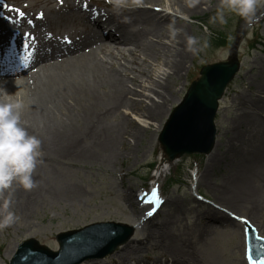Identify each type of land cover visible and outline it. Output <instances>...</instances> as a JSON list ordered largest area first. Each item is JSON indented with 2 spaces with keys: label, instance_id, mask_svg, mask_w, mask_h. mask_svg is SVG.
<instances>
[{
  "label": "bare ground",
  "instance_id": "obj_1",
  "mask_svg": "<svg viewBox=\"0 0 264 264\" xmlns=\"http://www.w3.org/2000/svg\"><path fill=\"white\" fill-rule=\"evenodd\" d=\"M30 1L17 8L0 6V43L12 53L8 59L0 49V102L21 101V126L41 141L32 173L36 187L27 191L13 182L0 191V214L8 198L11 211L25 212L43 200L42 192H50L51 198L77 196L79 187L63 182V164L111 167L136 154L142 147L143 125L165 112L168 92L194 53L189 50L192 27L180 17L192 20L215 0H129L123 6L98 0L97 10L84 0ZM102 5L110 13L102 11ZM9 7L19 9L23 17L9 12ZM69 21L78 25L66 26ZM44 23L53 26L45 35ZM151 62L162 69L157 80L151 72L144 73L143 67L149 69ZM250 82L246 78L247 88L234 93L231 104L238 116L231 122L232 135L224 151L211 156L206 167L205 172L214 176L215 169L223 166L226 176L219 193L220 208L209 210L204 220L233 225L244 210L243 224L258 222L264 233V115L260 114L264 79ZM130 115L142 119V124ZM212 189L219 192L214 185ZM122 194L137 220L143 207L138 210L131 191ZM151 248L140 256L137 246L128 245L109 264H201L187 241L180 246L163 238L155 256ZM254 252L259 259V249Z\"/></svg>",
  "mask_w": 264,
  "mask_h": 264
},
{
  "label": "rangeland",
  "instance_id": "obj_2",
  "mask_svg": "<svg viewBox=\"0 0 264 264\" xmlns=\"http://www.w3.org/2000/svg\"><path fill=\"white\" fill-rule=\"evenodd\" d=\"M84 1L92 9L97 10L101 6L98 0ZM102 1L107 5L115 3L123 6L129 0ZM31 2L0 0V5L17 8ZM102 6V11L110 13V9ZM137 7L148 8V5L138 4ZM220 7L221 0H215L211 6H203V12L192 20L180 17L192 27L191 38L195 41L192 48L195 51L187 60L180 79L174 82L168 92L170 101L165 112L153 121L146 120V126L143 125L142 147L138 152L111 167H90L72 162L63 164L60 169L65 178L63 182L76 184L80 193L71 198L64 195L51 198L50 192H42L39 196L43 200L35 202L28 211L24 212L20 208L12 210L19 219L11 226L0 229V264H8L18 245L24 241L33 239L39 245L57 251L56 235L106 222L132 227V237L112 255L82 264L92 261L109 264L128 245L137 246L140 256L145 254L146 248L152 247L151 252L155 256L162 249L163 238L171 239L180 246L187 241L201 264H248L246 234L252 230L256 237L264 241L263 228L256 226L258 222L243 224L246 214L244 210L239 217L234 218L236 221L233 225L229 222L219 225L204 220L208 218L209 210L213 212L218 209L219 193L226 176L223 166L218 168L220 170L215 169L214 176L205 171L211 156L224 151L223 145L232 135L234 127L232 128L231 122L238 116L231 104L234 93L243 87L247 88L246 78L252 84L264 79V0H259L255 14L249 19L225 8L222 23L219 19ZM164 11L165 9H161V13ZM67 23L66 26L78 25L77 22ZM52 27L51 24L44 23L41 27L42 34L50 33ZM214 34L226 38V45L212 47L211 38ZM163 42L169 44L167 40ZM232 55L238 61L239 69L218 104L214 121L217 132L214 149L210 154L183 155L168 161L158 142V136L173 109L180 104L189 85L199 77L202 66L228 61ZM149 65V69L143 67L145 75L151 72L152 77L157 80L162 75L161 67L153 62ZM260 114L264 115V110ZM130 119L142 124V119L134 115H130ZM118 149L120 152L124 150L122 147ZM204 175L208 177L209 184L206 179L203 181ZM213 185L219 192L212 189ZM130 191L137 199L138 210L143 207L137 220H133L131 211L121 196L122 192L129 194ZM144 191L145 196L155 191L159 200L164 203L158 213L155 212L151 217L147 215L151 211L149 205L143 206L139 196ZM261 225L263 227L262 223ZM147 230H151L153 235L147 237ZM157 260H161V263L165 261L164 258Z\"/></svg>",
  "mask_w": 264,
  "mask_h": 264
},
{
  "label": "water",
  "instance_id": "obj_3",
  "mask_svg": "<svg viewBox=\"0 0 264 264\" xmlns=\"http://www.w3.org/2000/svg\"><path fill=\"white\" fill-rule=\"evenodd\" d=\"M239 65L235 56L228 61L202 66L180 102L170 114L158 142L168 161L183 155L210 154L216 144L214 124L218 102L234 79ZM133 229L106 222L56 235L58 251L53 252L33 239L18 245L9 264H82L112 255L126 244ZM249 258L252 264L264 262V242L248 232ZM259 249V259L255 250Z\"/></svg>",
  "mask_w": 264,
  "mask_h": 264
},
{
  "label": "clouds",
  "instance_id": "obj_4",
  "mask_svg": "<svg viewBox=\"0 0 264 264\" xmlns=\"http://www.w3.org/2000/svg\"><path fill=\"white\" fill-rule=\"evenodd\" d=\"M259 0H221L219 19L224 22V9L241 16L251 18L257 9ZM195 43L189 38V45ZM190 51H195L191 48ZM21 101L0 102V191L9 189L13 182L24 190L36 187L32 173L40 156L41 141L21 126ZM11 198L6 199L0 214V229L11 226L19 217L10 210Z\"/></svg>",
  "mask_w": 264,
  "mask_h": 264
},
{
  "label": "trees",
  "instance_id": "obj_5",
  "mask_svg": "<svg viewBox=\"0 0 264 264\" xmlns=\"http://www.w3.org/2000/svg\"><path fill=\"white\" fill-rule=\"evenodd\" d=\"M226 38H224L223 36H219L217 34H214V37L211 38V45L214 48H219V47H223L226 45ZM263 50H264V45H262Z\"/></svg>",
  "mask_w": 264,
  "mask_h": 264
},
{
  "label": "snow or ice",
  "instance_id": "obj_6",
  "mask_svg": "<svg viewBox=\"0 0 264 264\" xmlns=\"http://www.w3.org/2000/svg\"><path fill=\"white\" fill-rule=\"evenodd\" d=\"M11 11H17V15H19L20 17H23V15H24V13L19 12V10H16V9H14V8H12V7H9V12H11ZM28 35H29V34H27V33L25 34V36H28ZM65 40H66V42H67V37H65ZM25 47L27 48V47H29V46L26 44ZM153 195H154V196L156 195L155 191L153 192ZM159 203H160V201L157 200V204H159ZM155 211H156V209L153 208L151 211H148V212H147V215H148L149 217H151L152 215H154ZM261 264H264V262H261Z\"/></svg>",
  "mask_w": 264,
  "mask_h": 264
}]
</instances>
